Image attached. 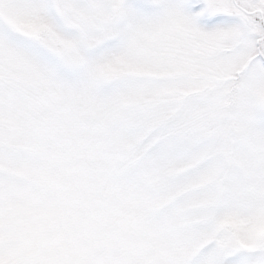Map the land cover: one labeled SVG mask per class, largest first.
Returning a JSON list of instances; mask_svg holds the SVG:
<instances>
[{
  "label": "rangeland",
  "instance_id": "374dc122",
  "mask_svg": "<svg viewBox=\"0 0 264 264\" xmlns=\"http://www.w3.org/2000/svg\"><path fill=\"white\" fill-rule=\"evenodd\" d=\"M261 23L0 0V264H264Z\"/></svg>",
  "mask_w": 264,
  "mask_h": 264
},
{
  "label": "water",
  "instance_id": "95a60500",
  "mask_svg": "<svg viewBox=\"0 0 264 264\" xmlns=\"http://www.w3.org/2000/svg\"><path fill=\"white\" fill-rule=\"evenodd\" d=\"M262 25H264V24H262Z\"/></svg>",
  "mask_w": 264,
  "mask_h": 264
}]
</instances>
